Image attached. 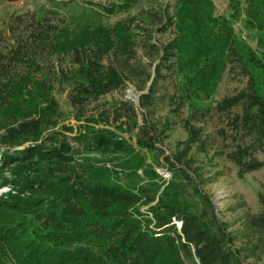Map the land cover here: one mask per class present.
<instances>
[{"label": "trees", "instance_id": "obj_1", "mask_svg": "<svg viewBox=\"0 0 264 264\" xmlns=\"http://www.w3.org/2000/svg\"><path fill=\"white\" fill-rule=\"evenodd\" d=\"M138 2L90 1L70 20L47 11L3 19L0 187L10 189L0 195V264H250L264 255V196L259 213H245L242 233H231L201 188L208 171L195 157L212 149L205 122L218 112L235 142L214 157L235 163L240 177L264 166L256 155L264 151V0H229L221 14L214 0L142 9L140 41L132 19L108 25L102 18ZM236 23L256 33V48L238 36ZM154 24L158 32L173 28V36L153 42ZM139 48L159 60L153 76ZM111 55L117 64L104 62ZM163 68L175 75L171 96L160 85ZM235 70L245 86L213 105L221 79ZM126 80L146 90L142 124L133 103L88 109ZM66 88L76 125L60 124L65 114L54 93ZM167 97L172 112L188 110L187 136L169 155L159 145L173 126L169 115L158 116ZM144 150L157 152L158 165L171 171L167 184L138 154ZM104 153L125 157L117 165L94 157ZM140 169L146 184L123 181Z\"/></svg>", "mask_w": 264, "mask_h": 264}, {"label": "rangeland", "instance_id": "obj_2", "mask_svg": "<svg viewBox=\"0 0 264 264\" xmlns=\"http://www.w3.org/2000/svg\"><path fill=\"white\" fill-rule=\"evenodd\" d=\"M90 1L110 5L113 3H120L122 0H0V39L5 37L3 19L5 17H9L12 14L26 15L35 12L38 16H41L45 11H47V13H49V15H51L54 19H62V16H64L70 20L72 17H77L80 12H82L83 6L87 4L89 5ZM174 1L175 0H139L137 4L131 6L129 9L120 10L116 8L113 13H105L102 15V18L108 25H113L119 20L132 19L134 21L133 28L138 33H140V41L142 40L143 34L140 30V27L137 28L135 26L137 24L144 25V22H141V20H138L137 18V15L140 13V11L142 9L148 8L157 9L166 3L172 4ZM214 1L217 14H221L227 10V4L229 0ZM52 11H56V13ZM158 26V24H154L149 25L148 28L154 31L156 28H158ZM235 27L238 36L245 41L244 43L256 48V33L252 31H246L241 26V23H236ZM172 36L173 28L168 29L165 32L154 31L152 40L153 42L157 41L158 44H161L165 43ZM138 55L141 56L142 61L146 63V72H149L153 76L154 66L159 60H151L150 58L144 56L142 48L138 49ZM104 62L106 64H117L114 55L107 57ZM162 72L166 73V77L164 79H160V85L163 87V92L166 91L169 94L168 96H171L176 91V81L174 79L175 75L173 73V69L168 71L167 69L164 70L163 68ZM141 78L145 81L147 76L144 75ZM246 80L247 78L240 74V72H237V70L225 73L219 83L217 92L212 99L213 105H215L216 102L222 99L224 96L230 95L237 90L242 89L246 84ZM260 80L263 82L262 79ZM261 87L264 91V84L261 85ZM144 90H139L135 81L126 80L121 87H118L100 96L97 100L89 104L88 109L93 108L94 110L97 107L100 109L104 107L105 109H113L114 107L123 104L121 103L123 101L129 104L133 103L138 108V122L139 124H142L143 116L141 114V110L144 109H140L139 107V98L140 94L144 92ZM54 94H56L61 109L65 114L60 120V124L66 123L76 125L77 122L74 118L75 109L70 102L69 89L66 88L62 91L58 89ZM173 104L175 105V101H172L167 97L159 105L158 116L164 118L165 116L169 115L173 121V126L172 130L169 132V137L164 140L163 144H159L162 149L165 150V155H169L171 152H173L175 150L176 143L178 141L184 140L187 136V132L183 126L184 119L188 114L187 107H183L179 111L172 112V109H174ZM226 117V114L222 115L218 112H212L211 115L206 117L207 120L205 122V130L211 135V139H214V145L207 155L195 154V157L198 159L199 164L203 166L204 170L208 171L207 175L209 180L205 181L201 188L205 194L209 196L213 205L215 206V211L218 214L219 220L227 224L228 231L237 235L242 233L244 229L243 218L245 213H259L262 210L259 196H264V166L257 170L248 172L240 177L238 167L235 163L226 159L223 155L214 157L215 150L225 147L230 149L235 142L232 137L227 138L225 136V134L229 135L231 133L230 130L227 129ZM222 129H226L228 132L224 130L222 131ZM248 141H250V139H248ZM138 154L144 157L149 167L152 166L153 169L156 170V172L159 174V177H161L162 182L167 184V182L172 179L171 171L167 169L166 166L158 165V158L160 155L157 152H149L144 150ZM256 155L260 159L264 160L263 150L257 151ZM94 157L106 161L108 164L112 163L117 165L125 156L121 153H104L95 154ZM139 173L141 176L137 177L136 179L132 181L123 179V181L125 183L129 182L135 187L142 183L146 184L147 177H145L142 169L139 170ZM164 173H166V176ZM9 189V186L0 187V195L6 193ZM241 243L242 241L240 240L238 244ZM246 262L250 264H264V255L260 260H255L253 257H250Z\"/></svg>", "mask_w": 264, "mask_h": 264}, {"label": "built area", "instance_id": "obj_3", "mask_svg": "<svg viewBox=\"0 0 264 264\" xmlns=\"http://www.w3.org/2000/svg\"><path fill=\"white\" fill-rule=\"evenodd\" d=\"M164 175L166 176V173H164ZM165 176H164V177H165ZM176 223H177V226H178V227H180V226H181V221H179V220H176Z\"/></svg>", "mask_w": 264, "mask_h": 264}]
</instances>
